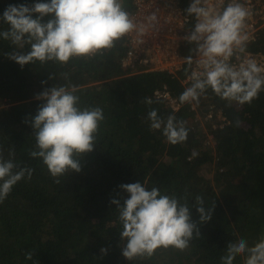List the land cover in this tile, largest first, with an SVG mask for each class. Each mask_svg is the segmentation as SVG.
Returning <instances> with one entry per match:
<instances>
[{
  "label": "trees",
  "instance_id": "obj_1",
  "mask_svg": "<svg viewBox=\"0 0 264 264\" xmlns=\"http://www.w3.org/2000/svg\"><path fill=\"white\" fill-rule=\"evenodd\" d=\"M49 2L0 0V17L9 5ZM132 2L122 0L128 13ZM182 5L186 11L188 0ZM8 28L0 20V32ZM123 42L124 38L90 59L44 65L35 61L21 67L8 54L27 53L30 46L19 49L0 36V150L7 160L14 149V162L34 170L31 179L25 176L0 203V264H222L229 243L243 238L251 247L264 237V90L251 104L241 105L229 104L209 88L195 102L197 110L185 103L173 111L164 100L152 97L153 91L167 85L179 98L187 88L181 83L187 67L178 76L162 71L131 74L120 62ZM194 48L186 41L182 52L189 57ZM248 48L264 51V30ZM57 85L75 87L78 106L100 107L105 117L94 150L79 158L81 171L59 177V184L41 159L30 156L37 150L32 118L45 103L36 96ZM145 97L154 103H143ZM212 104L215 111H224L229 123L212 129L208 122L214 138L207 143L195 118L197 112L204 117ZM151 109L163 118L175 115L185 121L187 141L172 145L162 131L150 129ZM205 165L214 167L212 179L201 173ZM145 181L148 190L157 187L162 194L187 195L201 235L194 233L183 251L161 247L151 257L129 261L122 255L127 240L121 237L119 210L111 201L118 199L123 206L130 194L120 186ZM198 195L206 208L215 201L211 220L203 224L192 207ZM29 251L34 253L32 260L26 259ZM246 258L247 254L237 256L233 264H245Z\"/></svg>",
  "mask_w": 264,
  "mask_h": 264
},
{
  "label": "clouds",
  "instance_id": "obj_2",
  "mask_svg": "<svg viewBox=\"0 0 264 264\" xmlns=\"http://www.w3.org/2000/svg\"><path fill=\"white\" fill-rule=\"evenodd\" d=\"M186 12L196 22L194 30L184 39L196 45L192 51L198 58L184 59L191 69L190 74L186 70L191 84L179 96L180 103H199L210 88L229 104H251L264 90V66L247 56L241 59L246 53V20L251 12L236 0L222 11L212 0H193ZM33 14L38 16L33 18ZM0 20L9 25L0 32L4 40H10L19 49L30 46L27 53L8 54L9 59L23 67L35 61L44 65L50 61L66 64L72 58L90 59L114 48L134 31L142 38L149 28L155 27L157 17L152 14L146 23L138 25L122 6V0H50L32 6L9 5ZM234 56L240 61L238 64L231 63ZM75 92V87L57 85L36 96L45 103L32 118L37 150L30 151V156L43 161L57 184L59 177L81 171L79 158L94 150L100 124L105 119L100 107L81 109L80 97ZM142 102L149 106L154 103L148 97ZM148 118L150 129L162 131L168 143L177 145L187 141L189 129L175 115L163 118L157 109H151ZM14 156V149H10V158L5 160L0 150V203L25 176L31 179L34 171L20 168ZM120 187L130 198L124 200L123 206L118 199L111 203L119 210L121 237L127 240L122 255L129 261L151 257L161 247L183 251L189 247L194 233L196 237L201 235L198 223L192 221L187 195L162 194L157 187L148 190L146 181L143 185L136 182ZM192 207L200 214L199 223L203 224L211 220L215 201L206 208L203 197L198 195ZM101 252L106 255L107 249L102 248ZM244 254H247L245 264H264V237L251 247L243 238L229 243L226 255L221 257L222 264H233L237 256ZM33 255L29 251L26 259L32 260Z\"/></svg>",
  "mask_w": 264,
  "mask_h": 264
},
{
  "label": "built area",
  "instance_id": "obj_3",
  "mask_svg": "<svg viewBox=\"0 0 264 264\" xmlns=\"http://www.w3.org/2000/svg\"><path fill=\"white\" fill-rule=\"evenodd\" d=\"M189 6L193 0H188ZM232 0H212L214 6L218 5L222 11ZM242 4L250 12V17L246 20V33L248 35L246 53L241 55V59L245 56L255 59L260 66H264V51L251 50L248 44L254 42L259 37L261 31L264 30V0H236ZM133 10L129 12L130 17L139 25L146 23L147 18L152 14L157 17L154 28H149L145 36L138 37L136 32H132L124 37V52L120 55L122 67L128 69L130 73L146 72V71H162L178 76L180 71L187 67L188 74L191 69L185 62L186 56L182 52V45L187 41L185 36L189 35L195 27V17L188 16L182 0H133ZM141 40L143 42H141ZM196 48V45H195ZM192 58L198 57L193 53ZM240 61L234 56L231 63L238 64ZM193 64V68H195ZM181 83L185 87H189L191 81L185 75L181 79ZM152 97L164 100L166 105L173 111H178L182 104L179 98L172 94L167 85L157 87L153 91ZM214 104L210 105L207 114L202 117L198 112L195 120L205 127V123H211L212 129L223 127L229 123L222 109L215 111ZM191 108L197 110L195 102L191 103ZM213 142V134L211 131L208 137Z\"/></svg>",
  "mask_w": 264,
  "mask_h": 264
},
{
  "label": "rangeland",
  "instance_id": "obj_4",
  "mask_svg": "<svg viewBox=\"0 0 264 264\" xmlns=\"http://www.w3.org/2000/svg\"><path fill=\"white\" fill-rule=\"evenodd\" d=\"M5 102H6V100H3L2 104H4ZM201 127L206 132V136H207L206 142L207 143H211L212 140L210 139V136L208 137V133L210 132V129H208L207 123H205V127L203 125H201ZM201 173L203 175H205L206 177L212 179L213 178V175H214V167L213 166H209V165H205V166L202 167Z\"/></svg>",
  "mask_w": 264,
  "mask_h": 264
}]
</instances>
